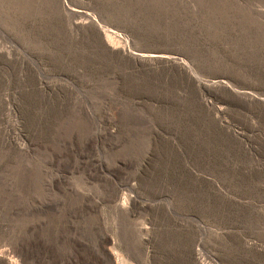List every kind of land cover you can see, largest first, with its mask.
I'll list each match as a JSON object with an SVG mask.
<instances>
[{
    "label": "rangeland",
    "instance_id": "1",
    "mask_svg": "<svg viewBox=\"0 0 264 264\" xmlns=\"http://www.w3.org/2000/svg\"><path fill=\"white\" fill-rule=\"evenodd\" d=\"M0 264H264V0H0Z\"/></svg>",
    "mask_w": 264,
    "mask_h": 264
}]
</instances>
